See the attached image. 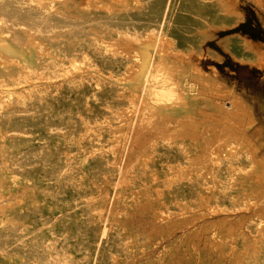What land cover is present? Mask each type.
Segmentation results:
<instances>
[{
	"label": "bare ground",
	"instance_id": "6f19581e",
	"mask_svg": "<svg viewBox=\"0 0 264 264\" xmlns=\"http://www.w3.org/2000/svg\"><path fill=\"white\" fill-rule=\"evenodd\" d=\"M78 6L70 0H50L47 5L35 0H0V55L6 61L26 65L33 72L50 71L46 76L51 79L66 77L58 73L55 63L67 57L87 62L96 71H113L112 94L102 91V96L106 100L111 98L109 104L118 130L126 139L133 140L135 146L140 144L141 154L133 172L141 186L136 184L133 189H140L143 201L157 198L168 208L184 205L183 211L187 212L200 204L199 199L213 211L234 210L247 200H255V205L260 203L264 198V163L250 158L251 151L241 141L218 138L199 125L190 124L197 96L194 83L187 82L196 77L192 62L199 50L195 31L204 22L221 28L235 24L234 4L229 0H113L111 9L81 11ZM228 8L230 12H224ZM23 32L37 46L44 47L50 58L38 59L33 54L25 58L21 47ZM93 36L111 39V53L96 50L91 41ZM255 49L248 42L234 41L229 51L235 59L257 65ZM15 75L9 65L0 68L2 79ZM75 105L58 116L59 128H52L51 100L35 96L20 98L16 106L12 105L11 113L0 114V170L6 177L32 188V175L43 173V179L50 185V173L58 174L67 164L57 162L51 167L52 157L58 159L62 149L69 163L74 162L80 151L73 144L79 133L77 120L82 117L79 103ZM13 112L31 121L44 118L41 130L46 137L41 146L29 145L34 133L24 129L27 123H12ZM50 135L61 139L55 148L50 147ZM114 166L103 158L95 168L99 174L96 179L110 182L107 177L115 170ZM186 168L191 170L190 174L179 178ZM75 179L76 175L69 174L67 185L74 184ZM114 189L117 203L127 200L133 191ZM44 195L53 196V192L49 189ZM144 228L129 221L108 225L106 219H90L84 233L83 264H102L110 252L116 257H131L133 249L140 248ZM251 232L250 236L230 233L222 237L220 254L228 256L224 264H264V227L259 232L252 228ZM106 246L111 251H106ZM3 247L0 239V250ZM169 248L162 251L158 262L163 255L176 254ZM61 256V253L50 255V264H57ZM31 258L23 257L21 262L32 264Z\"/></svg>",
	"mask_w": 264,
	"mask_h": 264
},
{
	"label": "rangeland",
	"instance_id": "374dc122",
	"mask_svg": "<svg viewBox=\"0 0 264 264\" xmlns=\"http://www.w3.org/2000/svg\"><path fill=\"white\" fill-rule=\"evenodd\" d=\"M35 1L47 5L50 0ZM70 1L79 5L81 11L111 9L113 2ZM229 1L235 7V24L221 28L218 24L204 22L194 34L199 48L198 54L192 58L196 77H188L193 82L186 79L188 83H194L197 90L190 124L199 125L218 138L241 141L247 151H251L250 158L261 164L264 163V0ZM224 12L229 13L230 8ZM91 33L87 35L88 39ZM31 39L27 32H23L21 47L25 51L24 57L33 54L38 59L50 58L45 53L48 51ZM91 41L100 52L111 53L113 49L111 39L93 36ZM234 41L248 42L256 47L254 61L257 65L245 64L232 56L229 50ZM74 59H59L55 63L56 69L66 77L51 79L46 76L50 71L33 72L26 65L6 61L0 55V68L9 65L16 74L11 78H0V104H3L0 114L11 113L12 105L16 106L20 98L35 96L51 100L52 128H59L58 116L65 108L70 110L77 103L82 116L77 120L79 133L73 143L80 147L78 157L70 164L62 149L58 159L52 157L51 167L57 162L67 164L58 174L50 173V185L43 179V173L32 175L34 186L30 188L15 183L0 170V239L4 245L0 250V264H27L21 262L23 257H32V264H50V255L56 253L62 254L57 264H83L84 233L92 218L106 219L108 225L129 221L145 226L140 248H134L131 257H116L110 252L102 264H224L228 256L220 254L222 237L230 233L250 236L252 228L257 232L263 229L264 198L257 205L255 200H247L244 206L226 211L209 210L199 199L200 204L189 212L183 211L184 205L181 204L168 208L157 198L143 201L140 189H133L137 184L133 170L141 154L140 144L135 146L133 140L126 139L118 130L109 104L111 98L106 100L102 96V91L112 94L113 71H96L87 62ZM18 113H14L12 123H27L24 129L34 133L28 143L38 148L46 137L41 130L44 118L31 121L19 118ZM85 121L88 124H84ZM93 138L97 140L93 141ZM59 142L61 139L50 135L51 148L57 147ZM105 157L115 165V170L107 177L111 181L107 183L96 179L99 174L95 169ZM190 172L186 168L185 174L180 173L179 178ZM69 174L76 175L75 185H67ZM116 187L133 191L129 192L127 200L117 203ZM49 189L53 196L44 195ZM153 189L156 193L157 184ZM256 206H260L259 209ZM145 219L148 223L143 222ZM167 248H173L176 254L163 255L158 262L162 251ZM105 249L111 251L108 246Z\"/></svg>",
	"mask_w": 264,
	"mask_h": 264
}]
</instances>
